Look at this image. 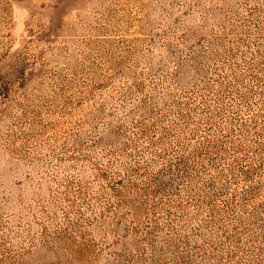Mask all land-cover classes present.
Instances as JSON below:
<instances>
[{
  "label": "rangeland",
  "instance_id": "obj_1",
  "mask_svg": "<svg viewBox=\"0 0 264 264\" xmlns=\"http://www.w3.org/2000/svg\"><path fill=\"white\" fill-rule=\"evenodd\" d=\"M0 264H264V0H0Z\"/></svg>",
  "mask_w": 264,
  "mask_h": 264
}]
</instances>
